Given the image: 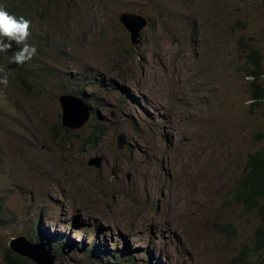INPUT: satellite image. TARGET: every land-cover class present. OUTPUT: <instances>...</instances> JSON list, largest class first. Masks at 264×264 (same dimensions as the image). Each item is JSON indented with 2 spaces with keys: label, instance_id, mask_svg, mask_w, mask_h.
Segmentation results:
<instances>
[{
  "label": "rangeland",
  "instance_id": "374dc122",
  "mask_svg": "<svg viewBox=\"0 0 264 264\" xmlns=\"http://www.w3.org/2000/svg\"><path fill=\"white\" fill-rule=\"evenodd\" d=\"M0 5L37 49L23 66L21 46L0 53V264L17 237L49 244L54 264H264V222L236 198L264 151L247 77L256 48L264 94V0ZM119 11L147 21L138 46ZM61 95L87 106L79 130L61 125Z\"/></svg>",
  "mask_w": 264,
  "mask_h": 264
},
{
  "label": "trees",
  "instance_id": "16d2710c",
  "mask_svg": "<svg viewBox=\"0 0 264 264\" xmlns=\"http://www.w3.org/2000/svg\"><path fill=\"white\" fill-rule=\"evenodd\" d=\"M0 7L3 6L0 5ZM3 8L8 11L9 14L13 15L7 7ZM249 59L253 69L249 71L247 77L254 78L251 82L252 102L255 106H258L264 99L263 90L260 85H258L263 74L262 55L256 48H252L249 52ZM93 133L95 134L96 132ZM236 198L249 210L258 209L261 221L264 222V209H262L264 205H260L261 202H264V151L256 152L248 156L246 172L238 184ZM263 246L264 228L261 226L257 229L255 250L260 251ZM3 258L6 264H33L27 259L19 257L10 249H5Z\"/></svg>",
  "mask_w": 264,
  "mask_h": 264
},
{
  "label": "water",
  "instance_id": "95a60500",
  "mask_svg": "<svg viewBox=\"0 0 264 264\" xmlns=\"http://www.w3.org/2000/svg\"><path fill=\"white\" fill-rule=\"evenodd\" d=\"M118 21L130 35L132 46L138 45L139 33L146 27V21L135 14L118 13ZM58 104L62 113L61 125L68 130L74 131L82 128L89 120V113L83 102L72 96H60ZM124 135L118 138V147L123 149L126 145ZM98 167V160H93ZM90 165V164H89ZM9 249L15 254L25 257L35 264H54L56 256L51 248H47L42 242L31 243L25 237H17L10 241Z\"/></svg>",
  "mask_w": 264,
  "mask_h": 264
},
{
  "label": "clouds",
  "instance_id": "9594fccd",
  "mask_svg": "<svg viewBox=\"0 0 264 264\" xmlns=\"http://www.w3.org/2000/svg\"><path fill=\"white\" fill-rule=\"evenodd\" d=\"M119 12L125 13L122 11H119ZM126 14H131V13H126ZM117 19H118V14H117ZM146 27H147V21H146ZM29 29H30V21L26 20L24 17L17 18L16 16L9 14V12L6 11L3 7H0V53L6 54V53L10 52L12 50L13 43H15V45H17V46H21V47H18V50L15 51L12 55L11 62L17 66H23L27 62L31 61L33 59V57L37 54V49L34 46L27 43V40L30 36ZM139 35H140V33H139ZM139 38H140V36H139ZM139 38H138V44H139ZM129 41H130V35H129ZM130 45H131V41H130ZM136 46H138V45H136ZM136 46H132V47H136ZM0 72H3V69H0ZM0 84L7 87L8 77L6 74L3 75L2 77H0ZM61 96H69V95H61ZM72 97H74V96H72ZM75 98H78V97H75ZM78 99H80L83 102V104L85 105L83 99H81V98H78ZM85 107L87 108L86 105H85ZM87 110H88V108H87ZM88 113H89V110H88ZM121 135H124L126 137L125 134H121ZM121 135H119V136H121ZM119 136H118V138H119ZM126 142H127V138H126ZM117 145H118V141H117ZM126 146H127V143L124 146V148ZM118 149H119V147H118ZM119 150H123V149H119ZM41 242L46 245V243L44 241H41ZM46 247L50 248L47 245H46Z\"/></svg>",
  "mask_w": 264,
  "mask_h": 264
},
{
  "label": "bare ground",
  "instance_id": "6f19581e",
  "mask_svg": "<svg viewBox=\"0 0 264 264\" xmlns=\"http://www.w3.org/2000/svg\"><path fill=\"white\" fill-rule=\"evenodd\" d=\"M161 59V58H160ZM162 61V60H161ZM164 63V62H163ZM154 67V66H153ZM165 68V67H164ZM153 133H155V131H153ZM167 139H168V137H167ZM137 147H139V146H137V145H135V148L137 149ZM138 150V149H137ZM139 150H140V147H139ZM103 157V159H104V161H106V162H108V160L110 159V158H108L107 156H102ZM133 157H138V156H136L135 154H134V156H131L129 159H130V161H132V159H133ZM121 161H124L123 159H120ZM134 162H136L135 160H133ZM122 165V164H121ZM117 166V165H116ZM124 169V168H123ZM123 172V171H122ZM121 179V178H120ZM119 202H121V201H116V203H115V205L114 206H119ZM114 204V203H113ZM121 205V204H120ZM113 206V207H114ZM120 208H122V207H120Z\"/></svg>",
  "mask_w": 264,
  "mask_h": 264
}]
</instances>
